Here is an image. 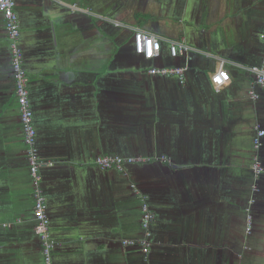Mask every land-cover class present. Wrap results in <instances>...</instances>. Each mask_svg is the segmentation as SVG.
<instances>
[{"label":"crops","instance_id":"1","mask_svg":"<svg viewBox=\"0 0 264 264\" xmlns=\"http://www.w3.org/2000/svg\"><path fill=\"white\" fill-rule=\"evenodd\" d=\"M15 1L39 170L0 11V264H43L39 190L54 264H248L247 250L264 247V173L251 169L256 153L264 165V137L259 149L252 142L264 129V85L250 68L264 59V0ZM135 29L159 37L158 57L135 53ZM172 41L184 55L169 53ZM221 61L229 80L215 90ZM115 155L147 160L96 163ZM142 197L155 213L147 256L123 244L143 235Z\"/></svg>","mask_w":264,"mask_h":264},{"label":"built area","instance_id":"2","mask_svg":"<svg viewBox=\"0 0 264 264\" xmlns=\"http://www.w3.org/2000/svg\"><path fill=\"white\" fill-rule=\"evenodd\" d=\"M15 0H0V11H2L6 29L10 42L11 54V69L15 81L16 99L19 105L21 122L24 131V143L27 146V157L31 173L38 178L39 170V157L38 149L36 147V130L32 124L33 114L29 103V89H28V76L23 67V53L19 45L20 26L18 14L15 10ZM264 37V36H263ZM133 47L137 54H141L146 59H153L160 55L161 41L158 36L144 29H135L133 32ZM169 53L172 56L178 54H185L187 50L184 44L177 41H172L168 46ZM254 74L253 83L259 86L264 85V59L260 65L250 67ZM186 67H152L148 71L152 74L166 75L170 73L183 76ZM210 80L215 88L219 90L228 80L229 73L224 66V61H221L219 67L210 75ZM250 94L253 98L258 95L251 90ZM264 137V129H257L253 137V146L259 149L262 145ZM147 158L144 157H121L115 156H102L96 159V163L102 168H117L123 169L127 164L145 162ZM251 169L255 179L264 173V165L256 154L252 157ZM258 191L256 183L252 184V192ZM45 198L42 191H37L35 195L34 213H35V231L39 234L41 241V256L43 264H54L53 262V249L56 244L55 239L52 237L49 229V219L45 212L44 206ZM255 197H251L246 207L247 212V229L252 227V211L250 207L254 204ZM141 227L143 235L139 239H124V245L136 246L141 253L145 256L148 255L151 247V230L150 225L155 218V213L150 209L145 198H141Z\"/></svg>","mask_w":264,"mask_h":264},{"label":"rangeland","instance_id":"3","mask_svg":"<svg viewBox=\"0 0 264 264\" xmlns=\"http://www.w3.org/2000/svg\"><path fill=\"white\" fill-rule=\"evenodd\" d=\"M252 187V186H251ZM254 227L250 230L246 228V234L249 238V245L254 242V238L252 237ZM261 244V243H260ZM248 251V264H264V247H251V249L247 250ZM251 259V260H250ZM250 260V261H249Z\"/></svg>","mask_w":264,"mask_h":264},{"label":"trees","instance_id":"4","mask_svg":"<svg viewBox=\"0 0 264 264\" xmlns=\"http://www.w3.org/2000/svg\"><path fill=\"white\" fill-rule=\"evenodd\" d=\"M136 53V52H135ZM137 54V53H136ZM137 55H139V56H142L141 54H137ZM143 57V56H142Z\"/></svg>","mask_w":264,"mask_h":264}]
</instances>
